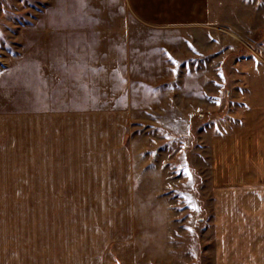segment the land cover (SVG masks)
<instances>
[{
  "label": "rangeland",
  "instance_id": "374dc122",
  "mask_svg": "<svg viewBox=\"0 0 264 264\" xmlns=\"http://www.w3.org/2000/svg\"><path fill=\"white\" fill-rule=\"evenodd\" d=\"M104 4L103 0H0V111L128 109L135 232L142 264H215L207 180L210 140L231 133L232 125L226 122L235 118L233 124L240 117L237 112L234 116L235 103L246 98L250 103L264 102V0H221V9L216 5L209 28L223 31L214 37L217 51L211 55L200 46L205 41H195L192 33L181 36L172 30L158 44L148 30L141 36L145 49L139 51H134L139 38L130 37L128 67L107 66L112 53L104 45L122 39L108 35V21L93 25L86 20L93 12L106 11ZM72 12H79L82 20L60 19V13ZM78 43L99 46L98 51L83 53L91 55V61L96 55L97 67L84 66L91 64L89 58L81 62L83 68L71 67L72 61L69 65L68 49ZM224 56L221 72L229 76V83L195 82L208 75L209 62H216L214 69L220 71ZM72 96L81 98H68ZM207 101L210 108L197 105ZM190 107L195 114L187 115ZM141 186L147 189L146 196H139ZM160 197L171 206L166 211L139 207L153 205ZM28 198L33 197H24ZM90 198L46 195L45 206L82 207V201ZM92 198L94 207H109L104 197ZM162 218L169 224L160 223ZM30 249L39 250L33 245Z\"/></svg>",
  "mask_w": 264,
  "mask_h": 264
},
{
  "label": "crops",
  "instance_id": "0c3cea01",
  "mask_svg": "<svg viewBox=\"0 0 264 264\" xmlns=\"http://www.w3.org/2000/svg\"><path fill=\"white\" fill-rule=\"evenodd\" d=\"M105 2L106 11L93 12L86 20L95 25L105 19L108 35L122 37L103 47L112 53L109 67H128L130 37L139 38L134 51L145 49L141 36L148 30L158 44L163 34L173 30L205 41L200 46L208 55L217 51L214 37L223 30L209 25L215 20L216 5L221 9V0ZM60 14V19L82 20L79 12ZM98 47L78 43L68 49L71 54L66 59L69 65L72 61L71 67H97L98 57L91 61V55L83 53L98 51ZM87 58L91 64L83 66ZM226 59L220 71L214 69L216 62H209L208 75L194 81L229 83V76L221 72ZM197 105L210 108L212 103ZM233 107L242 124L239 120L231 124L235 118L229 119L231 133L212 136L209 148L214 261L264 264V102L250 103L246 98ZM193 109L187 115L195 114ZM129 120L125 108L0 111V264H142L135 232L136 181L127 143ZM68 172L73 174L67 177ZM140 188L139 196H146L147 189ZM69 194L91 198L83 200L82 207L45 206L46 195ZM28 196L33 198L24 199ZM97 196L104 197L109 207H94L92 197ZM139 207L144 211L160 207L163 212L171 206L160 197L153 205L141 203ZM166 219L160 223L166 226ZM30 245L39 250H31Z\"/></svg>",
  "mask_w": 264,
  "mask_h": 264
},
{
  "label": "water",
  "instance_id": "95a60500",
  "mask_svg": "<svg viewBox=\"0 0 264 264\" xmlns=\"http://www.w3.org/2000/svg\"><path fill=\"white\" fill-rule=\"evenodd\" d=\"M120 264V263H119Z\"/></svg>",
  "mask_w": 264,
  "mask_h": 264
}]
</instances>
